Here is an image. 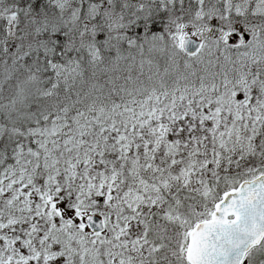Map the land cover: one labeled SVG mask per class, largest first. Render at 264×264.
Here are the masks:
<instances>
[{"label":"snow or ice","instance_id":"snow-or-ice-1","mask_svg":"<svg viewBox=\"0 0 264 264\" xmlns=\"http://www.w3.org/2000/svg\"><path fill=\"white\" fill-rule=\"evenodd\" d=\"M0 264H264V0H0Z\"/></svg>","mask_w":264,"mask_h":264}]
</instances>
